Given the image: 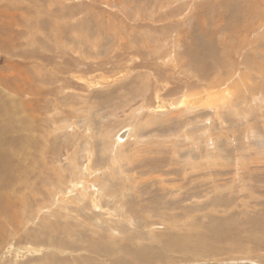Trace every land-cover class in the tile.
Returning a JSON list of instances; mask_svg holds the SVG:
<instances>
[{
	"label": "rangeland",
	"instance_id": "obj_1",
	"mask_svg": "<svg viewBox=\"0 0 264 264\" xmlns=\"http://www.w3.org/2000/svg\"><path fill=\"white\" fill-rule=\"evenodd\" d=\"M0 258L264 264V0H0Z\"/></svg>",
	"mask_w": 264,
	"mask_h": 264
},
{
	"label": "bare ground",
	"instance_id": "obj_2",
	"mask_svg": "<svg viewBox=\"0 0 264 264\" xmlns=\"http://www.w3.org/2000/svg\"><path fill=\"white\" fill-rule=\"evenodd\" d=\"M166 43V42H165ZM167 44V43H166ZM173 47V49H174V46H172ZM170 49H172V48H170ZM169 50V49H168ZM171 52V51H170ZM171 54V53H170ZM166 55V57H167V54H165ZM173 55V54H172ZM177 57V56H176ZM178 58V57H177ZM170 59V58H169ZM171 60V59H170ZM169 60V61H170ZM178 60V59H177ZM172 62V61H171ZM151 78V77H150ZM237 85V84H236ZM231 86V85H230ZM238 86V85H237ZM228 87V86H227ZM231 88H232V86H231ZM228 89H230L229 87H228ZM36 90V89H35ZM212 90V89H211ZM227 90V89H226ZM235 90V89H234ZM228 91V90H227ZM237 91V90H236ZM254 91V90H253ZM252 91V92H253ZM205 94V93H204ZM223 95H225V94H223ZM183 96V95H182ZM200 96V95H199ZM194 97V96H190V95H185V96H183V97H181L179 100H177L176 102H175V105H177V107H185L186 109L187 108H192V110L193 109H195V108H197V107H199V105L198 104H202V102H203V104L208 100V96L206 95V96H202L201 95V97ZM211 97V96H210ZM222 97V96H221ZM226 98V97H225ZM213 99V98H212ZM211 99V100H212ZM222 100L224 99V97L223 98H221ZM227 99V98H226ZM225 99V100H226ZM184 100H186V102H184ZM211 100H209V102L211 101ZM218 100V99H217ZM159 101V100H158ZM161 101H163V100H161ZM161 101H160V103H161ZM174 101V100H173ZM173 101H172V103H173ZM165 102V101H164ZM208 102V103H209ZM211 102H213V100L211 101ZM210 102V103H211ZM216 102V101H215ZM19 103V102H18ZM166 103V102H165ZM197 103V104H196ZM162 104H164V103H162ZM184 104V105H183ZM203 104H202V106H203ZM20 105V104H19ZM146 105V104H145ZM197 105V106H196ZM204 105H206V104H204ZM211 105V104H210ZM171 106H173V105H171ZM208 106V105H207ZM207 106H205V107H207ZM216 106V105H215ZM141 107V106H140ZM143 107V106H142ZM211 107V106H210ZM19 108V107H18ZM157 109H158V107H156ZM156 108H154L153 107V105L152 106H148V107H144L143 108V111H148L149 112V115H153L154 116V114L157 112V110H156ZM200 108V107H199ZM212 108V107H211ZM14 109V108H13ZM142 109V108H141ZM140 109V110H141ZM162 109V108H161ZM180 109V108H179ZM189 109V110H190ZM137 111V110H136ZM135 111V112H136ZM187 111H188V109H187ZM141 113L140 114H142V111H140ZM250 115V114H249ZM133 135H134V128H132V127H129V128H126L125 130H123V131H121V134L120 133H118V135H117V137H115L116 139H115V141L113 142L112 140V142H113V144H112V148H111V150H109V151H112L113 152V156L114 157H118V152L123 148V146H124V142L126 141V139L128 138V137H133ZM188 137V136H187ZM189 141V140H188ZM123 142V143H122ZM134 142V141H133ZM212 148V147H211ZM90 149V148H89ZM93 150V149H92ZM124 153V152H123ZM76 154V153H75ZM112 154V153H111ZM120 154V153H119ZM213 156V155H212ZM129 157V156H128ZM75 158V157H74ZM90 158H92V157H90ZM123 158H125V157H123ZM209 158V157H208ZM214 158V157H213ZM89 159V158H88ZM113 159V158H112ZM91 160V159H90ZM209 160V159H208ZM88 161V160H87ZM121 161V160H120ZM123 161H124V159H123ZM122 161V162H123ZM130 161V160H129ZM114 162L116 163V164H118V159L117 158H114ZM89 163V162H88ZM91 163V162H90ZM114 163V164H115ZM121 163V162H120ZM71 164H73V163H71ZM111 164H113L112 163V161H111ZM70 166V165H69ZM110 166V165H109ZM123 166V165H122ZM107 167V166H106ZM116 167H117V165H116ZM120 167V166H119ZM73 168H75V169H77V170H75L76 171V175L78 174V175H80L79 173H80V171H81V169H80V166H78V167H73ZM103 168V167H102ZM105 168V167H104ZM118 168V167H117ZM125 168V167H124ZM86 169H88V171H87V175H89V174H91V170H92V165H90V164H88L87 166H86ZM101 170V169H100ZM105 170H107V169H105ZM118 170V169H117ZM121 170H122V168H121ZM124 170V169H123ZM74 171V172H75ZM92 171H94V170H92ZM111 172H112V169L110 170ZM109 171V172H110ZM86 172V171H85ZM105 172V171H104ZM116 172V171H115ZM114 172V173H115ZM118 172V171H117ZM60 173H62V172H60ZM63 173H64V169H63ZM66 173V172H65ZM89 173V174H88ZM102 173V172H101ZM121 173V172H120ZM126 173V172H125ZM124 173V174H125ZM75 174V173H74ZM83 174H84V172H83ZM94 174V173H93ZM100 174V173H99ZM109 174H111V173H109ZM123 174V173H122ZM86 175V176H87ZM112 175V174H111ZM117 175H118V173H117ZM63 176V175H62ZM74 176V175H73ZM113 176V175H112ZM129 176V175H128ZM80 179H81V177H79ZM82 178H83V176H82ZM87 178V177H86ZM94 178H95V176H94ZM96 178H97V176H96ZM90 179V178H89ZM101 179V177L99 178V180ZM60 180V179H59ZM72 180V179H71ZM97 180V179H96ZM103 181H105L104 179H103ZM108 183V182H107ZM106 183V185H108ZM126 183V182H125ZM64 184V183H63ZM67 184V183H66ZM97 184H99V183H97ZM91 185V184H90ZM92 186V185H91ZM96 186H98V185H96ZM96 186H95V189H96ZM103 186V185H102ZM59 187H61V186H59ZM68 187V186H67ZM56 188V187H55ZM116 188V187H115ZM107 190V189H106ZM117 190V189H116ZM56 191H58L57 190V188H56ZM114 192V191H113ZM67 193H68V195L71 197V198H73V199H75V200H78L79 198H82V197H85L86 195H87V193H88V191H87V183H86V181H85V178H84V180H77V181H73L72 183H71V185H69V187H68V189H67ZM59 194L60 193H58V195H55V200H54V202H55V204H57V205H59V204H61V203H63L64 204V202H65V200L67 199V196H63V197H61V195L59 196ZM62 194V193H61ZM99 194V193H98ZM97 195V194H96ZM101 195V194H100ZM94 196H95V194H94ZM105 198V197H104ZM112 198V197H111ZM53 199V198H52ZM70 199V198H69ZM94 199V198H93ZM97 199V198H96ZM101 199H102V201H103V196L101 197ZM81 200V199H80ZM99 200V199H98ZM114 200V199H113ZM52 201V200H51ZM84 201V200H83ZM104 201H106V199L104 200ZM110 201H112V200H110ZM57 202V203H56ZM81 202V201H80ZM100 202V201H99ZM113 203V202H112ZM52 205L53 204H50L49 206H48V209H47V212H49V211H51L52 210ZM56 205V206H57ZM92 205V204H91ZM97 206V204H95V208H99L100 209V207L98 206V207H96ZM59 207V206H58ZM61 208V207H60ZM114 208V207H113ZM106 209V208H105ZM111 209V208H110ZM43 210V209H42ZM68 210V209H67ZM107 210V209H106ZM115 210V209H114ZM45 211V210H44ZM100 211H102V210H100ZM122 211V210H121ZM104 213V212H103ZM124 214H125V212H124ZM123 214V215H124ZM21 215V214H20ZM23 215V214H22ZM99 217H101V216H99ZM113 217V216H112ZM130 217V216H129ZM105 219V218H104ZM101 220H102V218H101ZM107 220V219H106ZM86 224H88V222L86 223ZM118 224V223H117ZM115 229H116V227H115ZM115 232V231H114ZM111 233H112V231H111ZM121 233V232H120ZM97 235V234H96ZM114 235H115V233H114ZM113 236V235H112ZM114 237V236H113ZM117 238H119V237H117ZM113 239V238H112ZM114 240V239H113ZM11 251V250H10ZM22 251V250H21ZM33 251V250H32ZM42 251H44V250H42ZM12 252V251H11ZM10 252V253H11ZM7 253V252H6ZM13 253V252H12ZM14 254V253H13ZM35 254H37L36 252H35ZM34 254V255H35ZM11 255V254H10ZM23 255V254H22ZM15 257H16V255H15ZM17 258H19V257H17ZM24 258V257H23ZM1 259V258H0ZM1 261V260H0ZM51 261V260H50ZM45 262V261H44ZM47 262V261H46ZM45 262V263H46ZM56 262V261H55ZM41 263H43V262H41ZM58 263V262H57Z\"/></svg>",
	"mask_w": 264,
	"mask_h": 264
},
{
	"label": "water",
	"instance_id": "obj_3",
	"mask_svg": "<svg viewBox=\"0 0 264 264\" xmlns=\"http://www.w3.org/2000/svg\"><path fill=\"white\" fill-rule=\"evenodd\" d=\"M184 102H186V100H184Z\"/></svg>",
	"mask_w": 264,
	"mask_h": 264
}]
</instances>
